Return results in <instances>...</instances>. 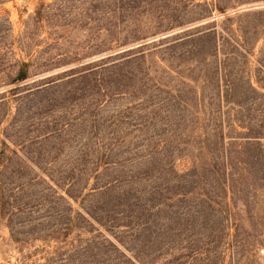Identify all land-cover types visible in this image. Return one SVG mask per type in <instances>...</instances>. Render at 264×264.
Segmentation results:
<instances>
[{
  "label": "rangeland",
  "instance_id": "1",
  "mask_svg": "<svg viewBox=\"0 0 264 264\" xmlns=\"http://www.w3.org/2000/svg\"><path fill=\"white\" fill-rule=\"evenodd\" d=\"M218 95L244 126L229 135L261 125L264 0H0V264H192L145 254L167 218H217ZM249 140L244 245L198 264H264V136Z\"/></svg>",
  "mask_w": 264,
  "mask_h": 264
},
{
  "label": "trees",
  "instance_id": "2",
  "mask_svg": "<svg viewBox=\"0 0 264 264\" xmlns=\"http://www.w3.org/2000/svg\"><path fill=\"white\" fill-rule=\"evenodd\" d=\"M211 36L213 37V35ZM214 40L216 41L215 36ZM215 47L218 49L217 45H215ZM24 66L27 65L25 63L22 65L17 75V80H22L26 77L27 72ZM230 98L231 97L224 95H218V97L215 98L218 102L215 103V111L218 115L216 114L213 117L214 121L216 122L213 124L215 125V128L213 129L214 132L212 134L211 145H213L212 151L214 152L211 155L214 156L213 165L217 167L219 171H215V175L212 176V183L210 184L209 181V185L213 189L218 188L222 195L217 203L218 208L215 209L217 218L212 220L207 216V213L209 212L207 210L210 208V206H208L209 208L206 210H204L205 207L195 206L191 214L190 210L187 212V215L196 213L198 215V217H196L199 219L198 221L196 220L194 222L181 223L179 221L175 222V219L173 218H167L165 222L169 220L173 224L164 223L163 226L165 227L166 231H157L155 233L154 238H151V245L149 246L150 250L148 253L146 252L147 254H145V257L150 256L149 254L152 253L166 257L167 255L180 253L184 250L187 252L186 256L190 258V261L188 262H192V264H198L204 262V260L208 262L210 257L214 256V254L218 253L217 255H222L226 253V251L229 250V247L236 249V251L240 247H243L245 239L242 236L239 237V233L245 225L243 222L242 213L248 206L246 202L247 200L243 196V191H245L243 188L244 186L252 188V186H256V184L254 182L252 183L245 181L244 179L246 176H243L241 173L237 172L236 168L238 163H244L242 157L245 153L246 145L250 141L249 139H255L254 143L259 144L257 141L263 138L264 120L260 119L261 125L258 128H256L258 125H255L249 129L251 135L243 138L245 140H238L240 138L229 135L228 132H230V130H235L237 127H244L239 123H232L233 120H230L231 122H229L225 117L223 118L224 113L222 111L220 112V107L224 106L228 102H232ZM220 113L222 114L219 116ZM235 147L237 155L234 156L233 148ZM259 180L260 193L261 195H264V175L259 176ZM108 184L100 185L94 187L93 189L97 194L99 191L102 193V190L104 192V190H109L111 188ZM69 195L71 194L69 193ZM260 204L264 205L263 197L258 199V202H255L254 209L257 210L260 208ZM91 215L96 218L101 225H104L101 220H98L99 218L97 216H94L92 213ZM73 218L74 217L69 216L66 222H58L56 226L58 225L60 229L58 228L57 230H68L70 225L73 224ZM232 224H234L235 228V233L233 234L230 233ZM119 226L120 224L118 223L112 225L113 228H118ZM125 227L128 229L130 226L127 225ZM160 227H162V225ZM139 231L137 235H139ZM154 231L155 230H151V237L152 234H154ZM53 232H55V229ZM120 232L129 234L130 230ZM160 235L163 236L160 237ZM11 238H13L12 230ZM121 243L127 245L129 250L134 252V248L132 246H128L124 240L121 239ZM84 249H87V247H84ZM145 249V251H147V248ZM134 258L136 260H140L138 256H134Z\"/></svg>",
  "mask_w": 264,
  "mask_h": 264
}]
</instances>
